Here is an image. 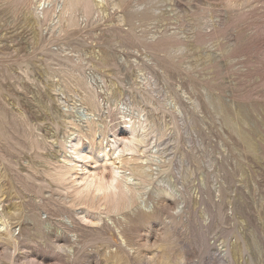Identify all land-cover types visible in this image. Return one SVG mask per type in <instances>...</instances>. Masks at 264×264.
Returning <instances> with one entry per match:
<instances>
[{"label": "rangeland", "instance_id": "obj_1", "mask_svg": "<svg viewBox=\"0 0 264 264\" xmlns=\"http://www.w3.org/2000/svg\"><path fill=\"white\" fill-rule=\"evenodd\" d=\"M113 1L104 7L92 1L94 11L101 9L93 17L78 8L77 26L59 36L42 14L38 20L36 0H0V103L10 115L24 105L38 117L35 134L45 143L41 159L33 152H11L9 146L20 143V125L4 127L13 136L9 145L0 141L5 144L0 145L1 205L13 216V226L22 228L17 234L40 228L45 239L66 235L58 230L66 214L58 204L65 188L46 177L49 165L44 162L60 155L62 115L74 103L56 56L64 49L63 57H73L83 67L76 72L99 90H108L109 99L131 104L134 93L136 99L159 107L142 103L148 118L157 117L168 128L162 148L167 158L175 157L166 178L174 194H149L147 214L165 209L159 219L132 230L135 249L123 246L129 252L127 263L113 241L92 244L85 248L90 259L74 262L64 251L43 245L40 237L39 245L17 253L14 264H264V0H116L120 8ZM147 43L184 51L166 55L148 49ZM105 52L117 66H96ZM145 77L152 87L144 85ZM175 103L185 111L176 121L171 115ZM122 122L113 121L115 131H121ZM27 162L35 164L39 173L34 176L42 184L45 180L35 190L20 182V169L28 168ZM175 165L184 167L183 179Z\"/></svg>", "mask_w": 264, "mask_h": 264}, {"label": "bare ground", "instance_id": "obj_2", "mask_svg": "<svg viewBox=\"0 0 264 264\" xmlns=\"http://www.w3.org/2000/svg\"><path fill=\"white\" fill-rule=\"evenodd\" d=\"M92 1L95 3L96 7L101 5L104 7V5L107 6L108 4V0H63V4L60 3L61 5L58 3L57 5L55 0H36L35 15L39 20L42 14L45 21L54 24V31L57 29L59 36H63L67 35L68 29L77 26L78 18L76 17V11L78 8L83 9L86 14L91 17L95 14H100V8L97 11L93 10ZM50 5H52V7H50ZM112 5L113 7L120 8V3L116 0L112 2ZM121 18H123V22L128 20L127 17ZM129 21H131L130 18ZM130 35L131 39L137 41L136 35ZM178 35H176V38L179 37ZM146 45L148 49L155 50L158 53H165L166 55L171 54L173 51L176 53V51L180 50L178 46L166 47L167 44L155 45L153 43H147ZM66 51L67 50L64 49L59 54H56V56L60 59L58 60V65L61 66V68L63 67L61 70L65 71L67 78L65 82L67 83L69 92H72L74 95V103L72 107H66L65 113L62 115L63 136H61L58 142L60 149L57 152L58 155H60L55 160L47 158L44 162L49 165V168L44 170H46V177L48 176L47 178L50 179L56 187L58 186L60 188L61 186V188H65L63 189L65 192L64 199L58 202V204L60 203L65 206L66 216L64 215L63 217L65 218L61 219L64 222L58 225V230L69 236L57 237L58 235L56 236L55 234V236L49 235L50 237L45 239L46 233L40 228L37 232H33L32 234H28L30 231H28V235H26V233L17 234V230L21 232L20 230H22V228L20 225L13 226L11 223V217L13 216L3 210L4 208H2V202L0 201V264H4V260L9 261L10 264H14L17 262L15 261L17 253L23 252L26 246L28 247L35 243L38 244L42 237L43 240L41 241L43 245L48 243L51 246L50 248L53 247V251H64L67 255L66 257L69 260L73 259L74 262L78 259L87 262V259L90 258L87 257V249L85 248H89L95 243H105L109 241H113L117 244L116 247H119V249L117 248L115 251L118 252V250H120L123 256L122 258L125 260V258H128L129 252L123 250V246L128 248L129 251L135 249L132 240L134 234L133 237L130 236L134 233L132 230L136 229L137 232V229L144 227L145 224L148 225L151 220L159 219L160 213L165 209V207H163L156 213H146L147 210L145 211L144 208L147 207L149 205L148 203L151 201L150 193L155 192L153 195L163 194L164 197L165 195L171 197L173 193L172 190L174 186H172L173 189L170 190L166 185L171 183V180L168 182L169 180L167 181V179L169 178L168 175L171 173L169 170L172 167V161H174L175 157H169L170 159L167 158L166 156L168 155L165 154L162 148L164 145L162 140L167 137L168 128L163 126L157 117V120L156 118L154 119L152 115L150 118L147 117L148 110L145 109L142 103H147L155 107L151 100H138L136 99L137 97H135L136 95L134 96V93L131 95L134 99L131 104L118 102L111 98L109 99L108 90H99V86H95L92 80L83 74L79 75V71L76 72V68L79 67L82 69L83 67L78 65L73 57H63L62 53ZM94 61L95 60H92L91 63ZM95 63L96 66L101 68L118 65L113 59V55L109 52H105L102 58ZM53 65L55 66L57 64ZM57 67L58 66H56V70ZM136 67L138 68L139 64ZM75 73L79 76H76ZM150 80L145 77L142 81L144 85L146 84V86L152 87ZM101 83H103V85L106 84L104 80H102ZM137 85L138 83L135 79L133 86L136 87ZM192 103L193 106H200L196 101ZM180 105L179 103H175L174 109H171V115L174 117L175 121L185 114V111H182ZM23 106H20V110L14 114L12 113L14 111H12L10 115V111H6L0 103V141H4L8 145L10 144L13 133L10 132L11 127L9 129L10 134L4 131V127L7 124L10 126L13 123L11 125L13 126L15 123L16 128L20 125L19 139L24 141L22 142L19 140L20 143L16 142L17 145H10L9 150L11 152L20 151V154L23 152H33L34 158L41 159L43 158L41 151L44 149L45 143L35 134V131L38 130L37 122L40 121V119L30 115V112L26 111ZM159 106L163 108L162 105ZM158 108V106L155 107V110H158ZM116 116L119 117L117 118ZM116 119H121L123 121L122 124L124 127H122L121 131L119 129L115 131L116 126L112 124ZM15 134L16 133H14V135ZM178 165L174 166V170L180 177L184 176V172H186L184 171V167ZM168 172L169 174H167ZM37 173H39V171L35 164L32 163H28V168L24 170L20 169V182L25 189L32 187L35 190L44 184L45 180H43L42 184L41 179L39 180L38 177L36 178V176H34ZM166 174L168 177H166ZM185 178L187 177L185 176L184 179ZM181 179L183 178L181 177ZM29 180H33V182L30 183ZM148 195L149 197L146 198ZM145 198L147 200H145ZM148 199L150 201H148ZM139 207L141 210L135 213V209ZM168 207H170V205ZM80 210L84 211H81L83 212L82 215L79 214ZM15 212L14 215H17ZM150 212L148 211V213ZM222 215L223 213L220 210L218 217H222ZM38 224V227L42 226L41 223ZM89 225L91 227H88ZM128 226L130 230L127 229ZM17 227L20 228L17 229ZM107 235L108 237H106ZM22 237L26 239L24 243L21 242ZM38 239L40 240L37 241ZM107 248L110 249L113 247L109 246ZM135 253L140 254L137 250H134V254ZM128 260L126 259L124 262L127 263Z\"/></svg>", "mask_w": 264, "mask_h": 264}, {"label": "clouds", "instance_id": "obj_3", "mask_svg": "<svg viewBox=\"0 0 264 264\" xmlns=\"http://www.w3.org/2000/svg\"><path fill=\"white\" fill-rule=\"evenodd\" d=\"M179 51H180V52H183V51H184V49H180Z\"/></svg>", "mask_w": 264, "mask_h": 264}]
</instances>
